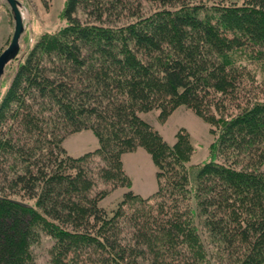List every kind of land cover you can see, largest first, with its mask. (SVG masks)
<instances>
[{
    "label": "trees",
    "instance_id": "trees-1",
    "mask_svg": "<svg viewBox=\"0 0 264 264\" xmlns=\"http://www.w3.org/2000/svg\"><path fill=\"white\" fill-rule=\"evenodd\" d=\"M62 17L0 95V264H264V0H65ZM179 105L211 125L190 166L187 134L169 145L141 116ZM81 129L98 146L73 156ZM138 146L147 196L122 164ZM99 177L125 187L109 209Z\"/></svg>",
    "mask_w": 264,
    "mask_h": 264
},
{
    "label": "rangeland",
    "instance_id": "rangeland-1",
    "mask_svg": "<svg viewBox=\"0 0 264 264\" xmlns=\"http://www.w3.org/2000/svg\"><path fill=\"white\" fill-rule=\"evenodd\" d=\"M19 11L23 21V31L19 38L20 51L29 49L43 34L56 31L65 24L62 8L65 0H18ZM14 26L10 7L6 0H0V51L8 44ZM15 60L9 61L0 78V95L8 83ZM257 76L264 79V65L257 66ZM3 81V85L1 82ZM149 123L160 133L169 145L173 144L179 131L187 134L190 141V154L186 159L188 166L209 158V146L212 141L211 125L206 119L195 114L190 108L179 105L167 116L161 118L153 109L142 112ZM63 145L69 154L78 156L98 146V139L91 129H81L68 135ZM97 158V157H95ZM97 161V159H95ZM122 164L130 179V188L141 196L151 194L157 188L156 167L149 152L143 146H138L122 154ZM108 188L101 205L107 209L113 207L119 200L125 187L110 188V182L99 177L96 184ZM28 201V200H27ZM30 204L31 202H25ZM40 246V259L43 258Z\"/></svg>",
    "mask_w": 264,
    "mask_h": 264
},
{
    "label": "water",
    "instance_id": "water-1",
    "mask_svg": "<svg viewBox=\"0 0 264 264\" xmlns=\"http://www.w3.org/2000/svg\"><path fill=\"white\" fill-rule=\"evenodd\" d=\"M6 2L10 7L14 26L8 44L0 51V78L4 72L6 64L11 61L19 51V38L23 31V21L19 11V1L6 0Z\"/></svg>",
    "mask_w": 264,
    "mask_h": 264
}]
</instances>
